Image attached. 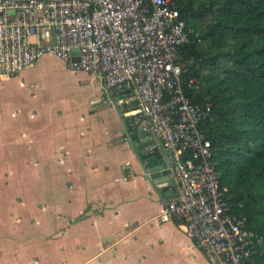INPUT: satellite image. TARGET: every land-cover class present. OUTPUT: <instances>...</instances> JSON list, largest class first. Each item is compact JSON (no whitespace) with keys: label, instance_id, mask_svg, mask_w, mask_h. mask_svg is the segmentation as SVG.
Listing matches in <instances>:
<instances>
[{"label":"crops","instance_id":"crops-1","mask_svg":"<svg viewBox=\"0 0 264 264\" xmlns=\"http://www.w3.org/2000/svg\"><path fill=\"white\" fill-rule=\"evenodd\" d=\"M45 59L102 84L52 54L0 77V264H210L184 226L157 219L179 190L152 185L131 149L132 94L102 84L109 103L93 110L104 94L77 103L42 82Z\"/></svg>","mask_w":264,"mask_h":264},{"label":"built area","instance_id":"built-area-1","mask_svg":"<svg viewBox=\"0 0 264 264\" xmlns=\"http://www.w3.org/2000/svg\"><path fill=\"white\" fill-rule=\"evenodd\" d=\"M190 33L176 0H0V77L52 54L97 76L108 92L130 90L135 125L152 130L154 147L174 162L179 192L162 203L158 221L184 226L210 264H246L255 235L243 204L230 203L200 127L213 105L186 89L198 88L184 78L181 47Z\"/></svg>","mask_w":264,"mask_h":264},{"label":"trees","instance_id":"trees-1","mask_svg":"<svg viewBox=\"0 0 264 264\" xmlns=\"http://www.w3.org/2000/svg\"><path fill=\"white\" fill-rule=\"evenodd\" d=\"M176 2L191 29L184 78L198 81L187 92L213 105L200 127L230 203L243 204L255 235L246 264H264V0Z\"/></svg>","mask_w":264,"mask_h":264},{"label":"water","instance_id":"water-1","mask_svg":"<svg viewBox=\"0 0 264 264\" xmlns=\"http://www.w3.org/2000/svg\"><path fill=\"white\" fill-rule=\"evenodd\" d=\"M75 58L74 61H77ZM122 93L116 89L112 93ZM130 93V90H128ZM134 117L128 116L125 123L128 140L132 151L137 155L138 161L144 171L147 180L156 188L160 183L166 182L173 184V168L174 162L171 157L167 164L159 163V158L163 154V150L154 147L156 138L152 130L144 127H138L134 123ZM158 189V188H157Z\"/></svg>","mask_w":264,"mask_h":264},{"label":"rangeland","instance_id":"rangeland-1","mask_svg":"<svg viewBox=\"0 0 264 264\" xmlns=\"http://www.w3.org/2000/svg\"><path fill=\"white\" fill-rule=\"evenodd\" d=\"M48 62L50 61L48 59H45L43 63L44 66L42 65L44 72L41 76H39L41 77L42 82L46 81L51 85L55 84V86H53L55 87L54 89L62 93H66L68 97L72 96L77 103L79 102L85 103L91 101L93 98L101 97L104 94L105 102L102 103L101 101H98L97 103L91 104L93 110L105 105L106 103H109L108 102L109 94L108 92L103 93V87L101 83L96 84L92 82L90 79H86V80L79 79L74 75L68 73L67 70H64L63 68L55 67L54 64L52 65L51 63ZM10 78L8 77L5 79H10ZM58 84L64 87L58 89L56 88ZM43 89L47 91L46 86Z\"/></svg>","mask_w":264,"mask_h":264}]
</instances>
